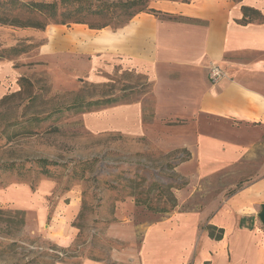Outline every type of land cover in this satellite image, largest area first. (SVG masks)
<instances>
[{
    "label": "rangeland",
    "instance_id": "rangeland-1",
    "mask_svg": "<svg viewBox=\"0 0 264 264\" xmlns=\"http://www.w3.org/2000/svg\"><path fill=\"white\" fill-rule=\"evenodd\" d=\"M22 1L56 2L84 23L51 22L45 29L0 23V55L27 48L0 57V264H138L149 225L177 212L211 215L250 184L261 163L243 161L191 181L179 171L190 158L181 143L196 134L189 121L155 120L152 87L143 74L91 67V39L117 30L114 12H121L112 6L135 0ZM144 1L141 13L157 11L159 1L190 2ZM73 32L80 40L71 43L81 54L63 50ZM132 102L143 103L145 136L108 128L117 123L104 111ZM198 120L204 132L233 135L231 122ZM46 179L55 183L52 199L60 205L40 225L35 211L17 205L25 200L19 197L23 186L35 192Z\"/></svg>",
    "mask_w": 264,
    "mask_h": 264
},
{
    "label": "crops",
    "instance_id": "crops-1",
    "mask_svg": "<svg viewBox=\"0 0 264 264\" xmlns=\"http://www.w3.org/2000/svg\"><path fill=\"white\" fill-rule=\"evenodd\" d=\"M244 8L264 17V0L159 1L158 15L138 14L91 39L87 53L94 70L143 74L152 87L155 120L189 121L196 134L181 143L190 158L179 171L191 181L243 161L261 163L250 184L211 215L177 212L145 228L138 264H264V226L258 218L264 204V21L245 18ZM67 40L64 51L82 53L71 43L79 36L71 33ZM211 64L226 73L218 84L209 80ZM143 110L141 102L109 107L104 114L117 124L108 128L145 136ZM199 117L231 122L233 135L204 132ZM22 190L25 200L18 208L35 211L40 225L48 222L60 205L52 199L53 180H44L35 192L27 185ZM208 227L222 230L223 237L212 238Z\"/></svg>",
    "mask_w": 264,
    "mask_h": 264
},
{
    "label": "trees",
    "instance_id": "trees-1",
    "mask_svg": "<svg viewBox=\"0 0 264 264\" xmlns=\"http://www.w3.org/2000/svg\"><path fill=\"white\" fill-rule=\"evenodd\" d=\"M241 1V0H238ZM144 0H135L127 3L112 6L115 11H120L121 14L115 13L114 20L116 23L115 28L119 29L127 25L137 14L143 12L145 4ZM189 3V2H185ZM60 6L56 2H24L22 0H0V23L3 25H9L18 28H34L45 29L51 22L60 25L68 24H83L82 19L74 18L65 12L60 11ZM125 10L124 15H122ZM137 10V11H136ZM150 13L158 15L159 12L150 10ZM245 18L249 20L264 21V17L255 10L244 8ZM108 25L96 26L91 25V29H103ZM1 58L5 56H19L27 52V48H12L6 51H1ZM112 103L111 99L106 101ZM99 105V102L95 103ZM42 166H56V163L49 162L47 160L37 161ZM13 166V165H12ZM209 234L212 238L220 240L223 237V231L217 230L214 227H208Z\"/></svg>",
    "mask_w": 264,
    "mask_h": 264
},
{
    "label": "built area",
    "instance_id": "built-area-1",
    "mask_svg": "<svg viewBox=\"0 0 264 264\" xmlns=\"http://www.w3.org/2000/svg\"><path fill=\"white\" fill-rule=\"evenodd\" d=\"M226 73L217 64H211L209 67V80L212 84H218L225 79Z\"/></svg>",
    "mask_w": 264,
    "mask_h": 264
},
{
    "label": "water",
    "instance_id": "water-1",
    "mask_svg": "<svg viewBox=\"0 0 264 264\" xmlns=\"http://www.w3.org/2000/svg\"><path fill=\"white\" fill-rule=\"evenodd\" d=\"M258 218L259 221L262 223V225L264 226V204L261 205V210L258 213Z\"/></svg>",
    "mask_w": 264,
    "mask_h": 264
}]
</instances>
